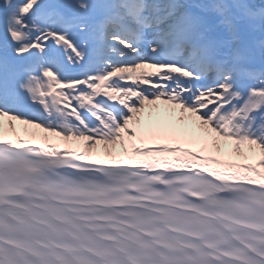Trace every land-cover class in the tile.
Segmentation results:
<instances>
[{
	"label": "snow or ice",
	"instance_id": "snow-or-ice-1",
	"mask_svg": "<svg viewBox=\"0 0 264 264\" xmlns=\"http://www.w3.org/2000/svg\"><path fill=\"white\" fill-rule=\"evenodd\" d=\"M0 264H264V0H0Z\"/></svg>",
	"mask_w": 264,
	"mask_h": 264
}]
</instances>
